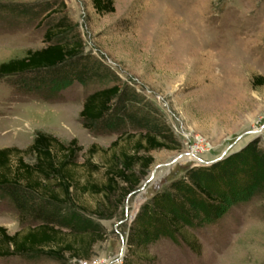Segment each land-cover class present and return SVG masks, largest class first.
Here are the masks:
<instances>
[{"label": "rangeland", "instance_id": "374dc122", "mask_svg": "<svg viewBox=\"0 0 264 264\" xmlns=\"http://www.w3.org/2000/svg\"><path fill=\"white\" fill-rule=\"evenodd\" d=\"M113 3L114 12L99 14L91 0H0V63L44 47L45 30L65 17L71 34L82 40L84 54L105 65L117 77L114 83L134 90L155 107L173 133L177 149L151 152L154 162L146 177L111 218L94 214L106 205L112 210L101 196L73 192L79 206L74 210L83 211L103 233L91 260L264 264V179L254 194L229 202L217 220L184 227L181 232L195 241L193 248L164 227L154 212L160 205L157 196L178 180L187 182L188 171L210 167L251 143L264 153V85L256 79L264 81V0ZM36 7L45 11L35 14ZM28 9L34 15L20 14ZM19 81L0 75V149L24 150L37 131L63 143L75 139L81 147L73 170L77 185L86 180L103 182L116 150L111 143L119 134L89 131L79 117L84 99L102 86L74 81L49 92L25 90ZM131 142L122 139L117 148L128 150ZM92 145L97 150L90 155ZM86 159L99 170L83 166ZM24 160L33 162L29 156ZM231 182L208 186L225 192L229 184L233 187ZM32 225L19 221L0 191V227L12 235ZM130 233L136 235L137 247H129ZM0 264H76V260L67 255L64 261L12 256L0 258Z\"/></svg>", "mask_w": 264, "mask_h": 264}, {"label": "trees", "instance_id": "16d2710c", "mask_svg": "<svg viewBox=\"0 0 264 264\" xmlns=\"http://www.w3.org/2000/svg\"><path fill=\"white\" fill-rule=\"evenodd\" d=\"M91 2L99 14L114 12L113 0ZM43 11L45 9L41 11L40 7L34 10L35 14ZM20 14L34 15L29 9ZM71 31L72 27L62 17L45 30L44 47L29 49L22 57L0 63V75L20 78L18 83L21 82L20 86L25 90L42 88L49 92L74 81L98 83L102 88L87 95L79 117L82 126L89 131L119 134L111 143V148L116 147V150L109 157L103 182L86 180L77 185L73 170L77 168L81 147L75 139L63 143L52 135L37 131L24 150L1 148L0 191L14 206L19 221L34 225L12 235L0 227V258L17 256L25 260L64 261L67 255L76 261H90L93 247L103 240V233L83 211L74 210L79 206L73 199V192L101 196L112 210L106 205L94 214L99 218H111L122 200L146 177L154 162L151 152L177 149L173 133L159 111L134 90L114 83L117 77L100 61L84 54L82 40ZM256 79L258 85H264L261 78ZM122 139L132 141L128 150L117 148ZM96 148L92 145L89 154H95ZM24 156L31 157L33 162L27 163ZM83 166L91 172L99 170L88 159ZM262 179L264 153L251 143L210 167L188 171L187 182L178 180L168 192L157 196L160 205L154 207V212L164 220V227L193 248L195 241H188L181 232L184 227L217 220L226 212L229 202L254 194ZM229 181L233 187L229 184L225 192L222 188L215 192L209 187ZM116 196L113 205L111 201ZM135 237L129 234V247L139 245ZM139 262L126 259L123 264H145Z\"/></svg>", "mask_w": 264, "mask_h": 264}, {"label": "built area", "instance_id": "2783aa9c", "mask_svg": "<svg viewBox=\"0 0 264 264\" xmlns=\"http://www.w3.org/2000/svg\"><path fill=\"white\" fill-rule=\"evenodd\" d=\"M121 262V260H120ZM76 264H104V261H101V260H98V259H94V260H91V261H87V260H77L76 261ZM106 264H109V263H106Z\"/></svg>", "mask_w": 264, "mask_h": 264}]
</instances>
